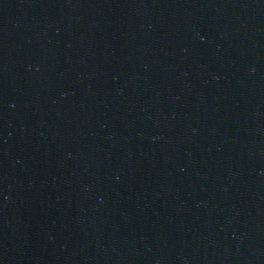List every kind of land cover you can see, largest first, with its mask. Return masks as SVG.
I'll use <instances>...</instances> for the list:
<instances>
[{"label": "water", "instance_id": "water-1", "mask_svg": "<svg viewBox=\"0 0 264 264\" xmlns=\"http://www.w3.org/2000/svg\"><path fill=\"white\" fill-rule=\"evenodd\" d=\"M0 264H264V0H0Z\"/></svg>", "mask_w": 264, "mask_h": 264}]
</instances>
